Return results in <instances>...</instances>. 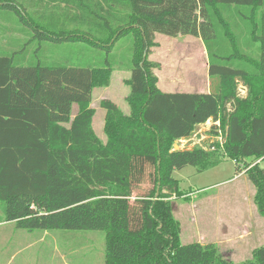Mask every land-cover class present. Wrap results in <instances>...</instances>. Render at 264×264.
Instances as JSON below:
<instances>
[{
    "label": "trees",
    "instance_id": "obj_1",
    "mask_svg": "<svg viewBox=\"0 0 264 264\" xmlns=\"http://www.w3.org/2000/svg\"><path fill=\"white\" fill-rule=\"evenodd\" d=\"M4 14L27 45L0 55V223L101 231L103 264H264V245L239 263L212 243L182 245L171 213V197L183 194L172 173L214 168L221 148L254 187L264 219V170L245 163L264 161V0H0ZM156 34L201 40L208 92L159 90L148 59ZM127 36L128 112L100 101L101 143L92 93L108 85L109 55ZM208 120L220 142L171 149Z\"/></svg>",
    "mask_w": 264,
    "mask_h": 264
},
{
    "label": "rangeland",
    "instance_id": "obj_2",
    "mask_svg": "<svg viewBox=\"0 0 264 264\" xmlns=\"http://www.w3.org/2000/svg\"><path fill=\"white\" fill-rule=\"evenodd\" d=\"M19 25L14 16H0V30L5 28L7 33L0 36V55L26 47L27 39L19 34ZM34 46H28L30 51ZM257 47L254 46L249 53L256 54ZM111 51L109 62L113 72L109 83L106 87L95 88L91 101L95 111L92 129L101 143L106 141V136L103 131L105 111L100 108V101L110 100L123 113L128 110L125 81L130 74L131 38L120 39ZM148 59L158 64L153 72L160 91L208 92V61L200 39L156 34ZM237 85L239 96L245 98L247 88ZM76 111L77 107L73 106L72 115ZM211 127V121L196 126L190 138L174 142L171 149H189L199 145L205 136L214 138L210 134ZM222 153L220 148L221 162L212 169L198 173L197 169L189 166L172 173L185 195L171 197V213L179 224V241L182 245L212 243L228 261L239 263L250 259L251 252L264 245V219L253 203L254 187L244 172L237 173L234 163ZM245 163L259 164L264 170V161L251 159ZM3 219L0 209V221ZM9 224L11 226L0 225V238H6L4 243L0 241V257L4 261L12 257L10 264H103L104 233L101 231L27 232L17 229L14 223ZM72 235L81 236L82 242H79V238L72 240Z\"/></svg>",
    "mask_w": 264,
    "mask_h": 264
},
{
    "label": "built area",
    "instance_id": "obj_3",
    "mask_svg": "<svg viewBox=\"0 0 264 264\" xmlns=\"http://www.w3.org/2000/svg\"><path fill=\"white\" fill-rule=\"evenodd\" d=\"M208 121H211V120H208ZM207 121V122H208ZM206 122V123H207ZM212 122V121H211ZM214 125H216V126H218V123H212V127L214 126ZM193 134V133H192ZM190 138V137H189ZM188 139V138H187ZM221 137L220 136H217V137H214V138H210V137H204L202 140H201V142H200V144L199 145H197V146H201L202 145V143L204 142V141H206V140H210V142H208V143H212V142H216L215 140H218V142H220L221 140ZM182 140H186V139H182ZM179 141H181V140H179ZM195 147V146H194ZM174 149H179L178 147L177 148H174ZM184 149V148H183Z\"/></svg>",
    "mask_w": 264,
    "mask_h": 264
},
{
    "label": "crops",
    "instance_id": "obj_4",
    "mask_svg": "<svg viewBox=\"0 0 264 264\" xmlns=\"http://www.w3.org/2000/svg\"><path fill=\"white\" fill-rule=\"evenodd\" d=\"M127 112H128V110H127ZM124 114H127V113L124 112ZM0 225L11 226V224L6 223V222H2V223H0ZM0 234H2V232H0ZM5 239H6L5 237L0 238V241L2 240V242L4 243ZM12 259L13 258L10 257L8 260L4 261L3 257H0V264H10V262L12 261Z\"/></svg>",
    "mask_w": 264,
    "mask_h": 264
}]
</instances>
